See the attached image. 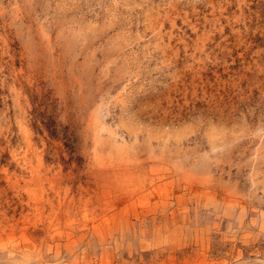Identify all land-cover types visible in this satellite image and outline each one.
Masks as SVG:
<instances>
[{
  "label": "rangeland",
  "instance_id": "rangeland-1",
  "mask_svg": "<svg viewBox=\"0 0 264 264\" xmlns=\"http://www.w3.org/2000/svg\"><path fill=\"white\" fill-rule=\"evenodd\" d=\"M0 264H264V0H0Z\"/></svg>",
  "mask_w": 264,
  "mask_h": 264
}]
</instances>
